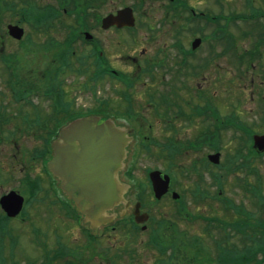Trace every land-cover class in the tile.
Masks as SVG:
<instances>
[{
    "label": "flooded vegetation",
    "instance_id": "flooded-vegetation-1",
    "mask_svg": "<svg viewBox=\"0 0 264 264\" xmlns=\"http://www.w3.org/2000/svg\"><path fill=\"white\" fill-rule=\"evenodd\" d=\"M232 1L235 2V0H229L227 3L226 0H132L131 3L129 0H118V2L116 0H0V168L6 165L12 169L18 168L22 171V176L18 179L19 183L41 189L40 192L44 197L32 195L29 201H24L21 213L25 210L26 216L29 206L35 208V213L44 207L45 211L50 212L48 214L51 218L59 221L58 228L43 229L46 227L44 226L40 232L34 231L35 244L30 242V245L38 254L37 259L32 258L29 263H49L50 252L54 257L57 251L56 263H82L81 232L84 231L83 234L88 237L85 232L93 231L90 229V222L83 221V215L68 191L71 175L68 173L56 175L50 167L54 156L52 149L54 139H57L59 150L62 152L66 144L79 146L80 143L74 138V123L83 115H94L89 112L92 107L81 108L83 105L77 103L76 94L70 95L72 91H81L86 84L95 86L97 92L102 86L107 90L111 89V75L117 72L130 82L129 84L120 83L123 92L121 101L125 103L122 114L108 116L100 112L96 116L99 117V123L107 118L114 120L130 137L125 146L122 168L117 173L121 183L129 184L123 194V197L129 201V205L121 202L110 212L114 211L119 215L124 210L128 217L132 218L133 204L139 200L137 199L139 191L130 187L132 182L130 177L136 168L137 159L144 151L152 149L155 157L164 159L167 157L172 159L182 150L194 153L202 146L208 147V137H219L221 133H224L225 122L235 121L234 115L239 117L238 114H242L240 108L236 110L233 106H229L232 109L226 111L225 105L221 108L217 102L209 98V89L217 87L209 80L211 67H215L216 74L221 78H223L221 71H225L226 68L238 74L237 70L246 71L249 66L258 68L251 72V82L254 80L255 73L259 77L264 76L263 40L262 45L256 49L259 44L254 37L249 36L247 40L242 39L241 36L232 37L239 43L243 42V49L226 51L227 39L220 32L224 33L225 28L234 32L240 29L242 23L255 22V18L252 19L254 16L252 7H255V0H237L236 8L239 9L237 11L231 10ZM204 2H207V5ZM128 4H131L132 8L137 6L146 15H151L153 12L160 13L159 18L153 19V22L150 18H144L141 21L146 28V36H144L146 40L148 38L152 41L163 37L154 35L155 26L173 28L172 45L176 46L178 51L171 56L170 62L167 56L161 58L158 53L149 52L142 46L138 51L140 59L127 55V58H131L132 65L136 67L128 63L124 68L113 67L111 57L107 53V41L93 36L91 31L98 27L103 31L127 30V28L116 26L104 29L101 24L104 16L115 13ZM197 4L204 5L199 7ZM196 8L201 13L215 11L220 30L216 37H208L204 41V49L201 52L192 48L191 42L196 36L189 34L187 45L181 42L184 33L190 27V22L182 15L175 14L186 10L195 12ZM240 16L243 21L240 20ZM165 17L168 18L165 19ZM175 22L180 25H175ZM10 26L17 27L21 30V34L12 35L9 32ZM86 32L90 33V37L83 40ZM86 48L89 51L82 53L81 49ZM162 72L171 76L170 82L163 80ZM142 75L148 76L150 81L146 83L154 87L149 88L144 94H135V83L141 79ZM68 76H72L74 81L82 78L80 82H77L76 89L66 84ZM196 77L201 79L198 80ZM161 85L162 91L158 88ZM126 92L130 93L131 97ZM179 93H182L180 99L177 97ZM140 96L142 99L135 101ZM104 97L106 101L109 99L107 95ZM173 97L178 103L181 102L179 106L173 102ZM190 98L193 101L189 100ZM102 104L101 102L97 107L103 108ZM151 114L154 117L151 118L149 116ZM154 118L156 123L151 120ZM209 119L214 121L210 130L206 125L209 124ZM48 121L57 124L55 135L49 139L50 132L43 126L44 122ZM159 123L162 127L158 132L154 129V124ZM188 133L189 136H187ZM164 136L168 137L163 138ZM28 137L31 141L27 140ZM212 143L218 144L215 140ZM177 147H179L178 152H176ZM163 148L167 151L165 152ZM191 162V165L187 164L184 168L187 170L191 167L192 170H187V173L189 174L190 171V175L195 177L198 174L194 173L200 172L202 166L198 165L197 158L192 159ZM68 163L72 165L73 160ZM205 164L209 167L208 165L212 163L208 161ZM197 166H199L198 169H196ZM151 169L159 168L143 167L145 179L147 171ZM160 172L164 174L163 170ZM187 173L185 175L188 177ZM5 174L0 176L2 180L0 183L8 181L7 176L2 178ZM200 177L202 178L200 175L193 182L192 187L195 191L199 189V185H203ZM175 189L170 178L168 190L163 198L171 197L174 192L180 196L181 193ZM199 193L205 195L209 192L207 190ZM144 207L146 204L141 202L140 212L148 214L146 221L139 224L143 232L147 230L151 221L150 211ZM21 213L16 217L20 219L25 217ZM107 228L106 224L100 231L96 230L92 236L88 237L92 239L90 242L94 243L97 238L105 236L109 232ZM107 249L103 247L97 254L106 263L110 257ZM95 253L96 251L91 253V259Z\"/></svg>",
    "mask_w": 264,
    "mask_h": 264
},
{
    "label": "rangeland",
    "instance_id": "rangeland-1",
    "mask_svg": "<svg viewBox=\"0 0 264 264\" xmlns=\"http://www.w3.org/2000/svg\"><path fill=\"white\" fill-rule=\"evenodd\" d=\"M195 1V0H192ZM229 0H226V3ZM118 2V0H116ZM131 3L132 0H129ZM263 0H255L254 4L263 6L264 3H262ZM207 5V2H204ZM237 1H232L231 2V10L233 11L234 9L239 10L236 8L237 6ZM199 7H202L204 4H197ZM257 6V7H259ZM197 7V6H196ZM256 7V6H255ZM139 14L140 15H146L140 8H139ZM160 13L158 12H153L149 18L150 21L153 22V19H158ZM137 16V15H136ZM138 17V16H137ZM148 18V19H149ZM137 20V18H136ZM178 21V20H177ZM264 22V19H262ZM153 24V23H152ZM154 25V24H153ZM175 25H180L175 22ZM209 24H205L203 20H197L190 27L186 30L184 33L185 35L184 38L182 39V43L184 45L188 44V36L190 32L194 33L193 31L195 30L198 32V27L204 29L205 33H208L210 31V27L208 26ZM197 26V27H195ZM197 28V29H195ZM173 28H167L166 26L164 28H158L155 26L154 28V35H161L163 37H158L156 39H153L152 41L147 38V40L144 38L146 36V28L142 24H138L135 26V29H132L131 31L128 30H119L115 31L113 29L103 31L101 28H94L92 29L91 33L93 36H98L102 38L104 41H107V53L108 56L111 57L112 60V65L114 68L120 69L126 67V63L130 64L132 67H136L135 65H132L131 58H127V55L130 57H137V59H140V55L138 54V51L142 46H144L146 49L149 50V52H154L158 53L159 57L165 58L167 56V60L170 62L171 56L175 55L176 51H178L174 46L172 45V42L174 39H172V33ZM163 32V33H161ZM249 38V37H247ZM102 40V42H103ZM181 40V38H180ZM242 43L239 42H234V44L237 46L239 50L243 49ZM246 44V43H245ZM204 41L200 43V45L197 47V52H201L204 48ZM89 50L88 48L86 49H81V52L85 54ZM147 51V50H146ZM137 55V56H136ZM254 70H258V68H253ZM227 71H221V74L223 75L219 77V75L216 74V69L215 67H211L210 72H209V80L211 83L215 84L217 87L216 88H210L209 89V98L212 99L213 101L217 102V105L219 107L224 106V110L228 111L230 108L229 106H233L234 109L239 110L240 108L242 111V114H238L239 118L244 121V122H253L256 121V124L258 125L260 122V119L264 120V76L262 78V85H256L254 86L256 82H259V76L255 73V78L251 82L249 80L250 72H248V75H243L241 80L240 76L235 75L234 71L231 69L226 68ZM161 74L164 75L163 80L170 82L171 76H167L162 72ZM125 81H128L125 77H123ZM198 80L201 79V77H196ZM79 80V81H78ZM82 78L73 80L72 76H68L66 79V84H69L68 86H73V88L76 89L78 86L77 82H80ZM150 78L146 75H142L141 79L138 80L135 83L134 86V91L135 94H140V93H146L149 88H153L154 85H151L149 83ZM144 83V84H143ZM193 83V81H192ZM210 83V84H211ZM83 84V83H81ZM105 84V83H104ZM102 84V85H104ZM190 84V83H189ZM232 85V88H229L228 86ZM242 85H245L246 87L243 88ZM117 87H120V83L116 84ZM131 86V85H130ZM129 86V87H130ZM100 91L97 92L96 97H103L107 95L108 97H113L117 98V102H112L111 106L109 105L108 107L110 108V112L115 114L117 112L123 111L125 103L120 99L119 94L117 95V92L114 89H105L103 86L100 87ZM160 91L163 90L162 85L158 87ZM133 91V90H132ZM174 95V92H172ZM76 94V101L79 103L81 108H91L94 105L97 104L96 100L94 99V95L91 92L87 91H75L71 92L70 95ZM126 94L131 97L130 93L126 92ZM134 94V95H135ZM180 94L177 95V97L180 99ZM143 96V95H142ZM132 98L133 95H132ZM174 98V97H173ZM142 97H137L135 101H140ZM189 100L193 101L192 98ZM173 102L177 103L178 106L181 104V102L178 103V101L174 98ZM229 103V104H228ZM127 104V103H126ZM112 107V109H111ZM143 107V105H142ZM99 111H102V109H99ZM114 116H119V114H115ZM154 117L153 114L149 115ZM165 115L164 117H166ZM162 117V118H164ZM156 118L151 119L153 122L156 123L155 121ZM167 120V117H166ZM131 123H134L131 121ZM206 125L209 126L210 130V122L209 124L207 123ZM162 125L159 124H154V129L155 130H160ZM257 129L264 131V124L257 126ZM196 131V130H195ZM232 129H227L224 133H221L219 137H214L211 134L212 141L215 140L218 143V148L216 152H220V161H224L221 165L217 166H212L207 167L205 162L208 163V160L206 157L207 153H214L215 146H202L198 151L194 153L190 152H185L181 151L177 153L172 159L167 158H157L153 155L152 149H149V151H144L140 157L137 159V165L135 170L132 173L131 180L135 182L136 184V190L139 191V196L142 198V201L144 202V205L146 204L145 209L150 211V214L152 216V220L149 223V228L151 230L160 222L165 220L167 223L168 220H170V224L172 223V227L178 228V229H172L173 233H178V236L180 237V241L188 246V242L192 241L191 237H196L200 236L198 233L202 232L204 228L203 227V222L199 216H197V213H203L206 216H209L213 211L217 210L220 214H222L220 206L218 205V199L212 200L210 197L206 196L205 198L202 197V199H198L197 196L195 195L196 193L202 192V191H207L210 193L214 192V189L216 188L217 184L215 179L212 177V172L221 174L223 171V167L225 163H228L227 157L232 154L235 151V147L237 148L240 144L239 138H236V136H233L232 134ZM194 133V132H193ZM189 136V133L187 134ZM168 137L164 136L163 138ZM214 137V138H213ZM162 138V137H161ZM210 137H208L209 139ZM177 139H182L181 137H177ZM27 140L31 141V138L28 137ZM187 141V139H186ZM185 141V142H186ZM247 145H244L243 148H246ZM250 147V145H249ZM5 148V147H4ZM153 148V147H152ZM163 150L166 152L167 150L163 148ZM179 147L176 148V152H178ZM3 151V150H2ZM245 151V149H244ZM181 155V156H178ZM195 158L198 159V165L202 166V170L200 172H195L194 174H198L195 177L191 174L190 171L189 174L187 173V170H190L188 168L187 170L184 168L185 165L189 164L191 165L192 162L191 160ZM224 158V159H223ZM226 158V159H225ZM244 158H238L237 162H241ZM171 162V164L169 163ZM174 164V165H172ZM169 165V166H168ZM171 166V167H170ZM199 166L196 167V169L199 168ZM250 166L251 168L254 169V171H251V174L246 178L247 181L253 182L255 180V177L257 174L260 175L261 178V184L262 188L264 189V152L256 157L252 155L250 157ZM143 167L149 168V167H156L159 168L160 170H163L165 172L166 169H170L171 173V178H173V183L172 186L176 188L175 190L178 191L179 193L182 194V200L180 203H175L172 201L171 197H165L161 198L159 200H155L153 197L151 190L149 189V186L146 182L145 175H143ZM6 169V172H5ZM192 170V169H191ZM195 171V169H194ZM259 172V173H256ZM193 172V171H192ZM245 172V171H244ZM242 170L235 172L231 176H227V180H224L222 182V187H223V192L222 196H226L230 199H232L235 203L237 202H245L246 206H251L250 203V198H247L243 196L242 190L238 186L236 178L234 175L240 177V179L245 176ZM5 174L2 178L4 179L6 176L8 178V181H3L0 183V195L7 192L10 189H19L21 187V183L18 182V179L21 178L22 176V171H20L18 168L12 169L9 165H6L4 168H0V176L2 174ZM35 173V172H34ZM146 173V172H145ZM169 173V174H170ZM185 173L188 174V177L185 175ZM231 174V173H230ZM202 176V182L203 185H199V189L197 191L194 190L193 182L196 181L195 178H199V176ZM234 176V177H233ZM200 179V181H201ZM0 181L1 178H0ZM201 182V184H202ZM198 185V183H197ZM23 186V185H22ZM202 187V188H201ZM22 188V187H21ZM19 191L22 193L23 196H27L26 191L20 190ZM264 191V190H263ZM202 194V193H201ZM38 197H44L41 192H38L36 194ZM211 204L212 206H209ZM186 208H188V211L191 213V215H188V219L185 217L183 210L186 212ZM28 213L26 214V217L30 216V218L26 219V217L23 219L24 223L12 219L9 222L8 228H13L17 232V239L19 241V244H17L16 250H15V258L22 260L21 263L19 264H27L25 259L26 257L28 258H34L37 259V254L35 251V248L30 245V242L32 244H35V237L36 234L32 229V234L31 235V230L30 227L31 225H36L39 226L40 229L42 227L46 226L43 229H52V228H58L59 226V221L56 218H51L49 211H46L40 208L38 213H35V208H31V206L27 207ZM182 212V213H180ZM187 213V212H186ZM224 215V214H223ZM222 215V216H223ZM32 219V220H31ZM169 222V221H168ZM218 221L213 220L212 224L210 226L209 232L210 235L208 236L207 232H204V236L206 239L203 237V243L205 247H208L210 250V256L212 257L213 260V255L215 254L216 251V240L219 238L218 236L221 235V231H218L217 229L220 228L217 224ZM205 225V224H204ZM42 229V230H43ZM41 230H39L40 232ZM110 233V234H109ZM148 237V233L146 231L141 232L137 231L130 232L129 227L127 225H124L123 223H119V226H117L116 229L109 230V232L106 233L105 236H102L100 238H97L93 246L96 251H101L103 247H107V252L110 255V260L109 262L106 263L105 260H102L98 256L94 255L92 259L88 260L85 264H151L160 253L154 248H152L150 245H146V239ZM85 241V237L81 235V242ZM179 240L177 242H179ZM7 239L4 238V243L5 246L7 245ZM175 245V244H174ZM177 246V245H175ZM214 250V251H213ZM7 248L4 249L3 253L4 255L7 254ZM38 252L39 249H38ZM42 252V251H41ZM200 254L204 257L208 251H206L205 248L199 251ZM165 253L170 254V249H166ZM121 254V257L119 258L117 255ZM112 261V262H111ZM129 262V263H128ZM174 262V261H173ZM175 263V262H174ZM34 264H40V263H34ZM208 264V263H205ZM209 264H212L209 263Z\"/></svg>",
    "mask_w": 264,
    "mask_h": 264
},
{
    "label": "water",
    "instance_id": "water-1",
    "mask_svg": "<svg viewBox=\"0 0 264 264\" xmlns=\"http://www.w3.org/2000/svg\"><path fill=\"white\" fill-rule=\"evenodd\" d=\"M133 23L130 8H124L116 15L109 14L102 19L103 27L112 24L132 26ZM97 121V116L82 117L76 121L74 138L80 143L79 146L66 144L62 152L55 141L54 156L50 162L56 175H71L68 188L70 196L75 199L79 211L85 214L86 220L91 222L93 228L114 218V214L110 215L107 211L115 205L120 202L129 205L122 197L127 186L117 181V173L122 168L129 137L111 119H106L100 124ZM254 145L258 150H264V134L254 135ZM218 157V153L209 155L213 163H218ZM70 160H73L72 165L68 163ZM150 179L155 196L159 198L166 192L169 178L167 175L161 177L158 171H153L150 173ZM22 202L23 198L14 191L0 198L1 207L10 216L20 211ZM138 207L139 203L135 205V220L141 221L146 215H139Z\"/></svg>",
    "mask_w": 264,
    "mask_h": 264
},
{
    "label": "trees",
    "instance_id": "trees-1",
    "mask_svg": "<svg viewBox=\"0 0 264 264\" xmlns=\"http://www.w3.org/2000/svg\"><path fill=\"white\" fill-rule=\"evenodd\" d=\"M44 124L43 126H45L47 131L51 132L55 130L54 123L48 121L44 122ZM229 124H231L229 127L234 126L233 123H224V125ZM250 133L251 131H248L249 139ZM208 142L212 144V138H209ZM256 154L258 157L262 153ZM242 157L246 156L242 151L238 152L237 148H235V151L227 158L228 165L226 172L245 171V176L241 179L236 175L235 177L240 180L243 196L250 198L251 206H246L244 202L235 203L232 200L224 199L222 204H220L222 214L215 210L209 216L199 215L203 222V231L198 233L199 237H191L192 241L188 242V246L179 240L178 233L172 232V229L178 228L172 227L173 224H170L168 221L167 223L162 221L151 230L152 234L146 243V245H150L160 253L151 264H209L211 262L212 264H264V189L262 188L259 174L256 175L253 182L247 181L246 178L254 169L251 168L248 157L241 160V162H237V159ZM256 173L259 172L256 171ZM28 189L31 194L35 193L32 187H28ZM185 214L190 213L185 212ZM9 220L5 214L2 213L0 215V264H19L21 261L14 258L13 255L16 233L13 234L11 232L12 229H8L7 222ZM213 220L218 221L217 224L220 228L217 230L221 231V235L218 236L219 238L215 239L217 246L213 255L214 261H212V257L209 254V248L205 247L203 243V238L206 239L204 232H207L208 236L210 235L209 229ZM4 238L9 239V254L6 256L3 255ZM178 240L179 242H177ZM91 247L94 250V246L91 245ZM168 248L170 249V254L165 253ZM203 248L208 251L204 257L199 252ZM117 256L120 258L121 254Z\"/></svg>",
    "mask_w": 264,
    "mask_h": 264
}]
</instances>
